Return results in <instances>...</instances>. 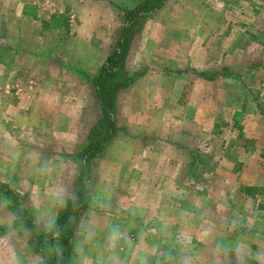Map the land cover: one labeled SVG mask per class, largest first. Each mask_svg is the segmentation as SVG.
Here are the masks:
<instances>
[{"label":"rangeland","instance_id":"obj_1","mask_svg":"<svg viewBox=\"0 0 264 264\" xmlns=\"http://www.w3.org/2000/svg\"><path fill=\"white\" fill-rule=\"evenodd\" d=\"M138 1L0 0V184L28 220L0 191V264L59 259L53 237L35 246L81 185L92 80ZM123 78L70 264H114L106 246L115 264H264V0H166L137 21Z\"/></svg>","mask_w":264,"mask_h":264},{"label":"trees","instance_id":"obj_2","mask_svg":"<svg viewBox=\"0 0 264 264\" xmlns=\"http://www.w3.org/2000/svg\"><path fill=\"white\" fill-rule=\"evenodd\" d=\"M166 0H143L139 2L133 9H123V16L125 24L120 31L117 41L113 50L107 55L105 61L100 65L98 73L93 77L92 83L94 85L95 98L97 100L101 117L96 124L95 129L99 134L95 136L89 145L82 151L81 165L79 168V179L81 185L78 188L74 199L63 209V211L56 218L51 225L49 234L40 235L38 243L35 246L36 250L47 249V235L53 237L59 245V259L54 264H70L71 256L73 253L72 235L74 230V223L80 211L86 207L90 202V173H91V160L95 158L105 147V144L112 138L116 132V124L114 119L115 114V101L119 90L127 88L129 80L124 77L125 73V59L128 49L130 37L137 21L143 14L160 9ZM60 19V18H59ZM58 19V20H59ZM47 25V24H46ZM45 25V26H46ZM58 25L67 27L66 18L60 20ZM58 27V26H57ZM123 75V76H122ZM200 77L205 80H213L215 75L212 72H199ZM189 162V167L191 166ZM258 188L254 186H244L241 191L254 197L258 192ZM0 191H3L9 199L14 203V208L19 211V216L23 222H27L23 208H19L21 200L18 195L9 188L0 184ZM38 231L37 227L33 225Z\"/></svg>","mask_w":264,"mask_h":264},{"label":"crops","instance_id":"obj_3","mask_svg":"<svg viewBox=\"0 0 264 264\" xmlns=\"http://www.w3.org/2000/svg\"><path fill=\"white\" fill-rule=\"evenodd\" d=\"M141 1H143V0H140V1H138V2H136L135 4H137V3H139V2H141ZM79 6H81V5H79ZM21 12L20 13H17L18 12V10L15 12V14H14V11H12V13H13V15L14 16H16V15H18V17H19V15H20V17L21 16H23V10H20ZM12 28H11V32H16L17 33V28L14 26V25H12L11 26ZM123 28V27H122ZM60 29V28H59ZM1 42H4V41H7V40H0ZM3 44V43H2ZM16 57H12V62H14V59H15ZM3 62H1V60H0V78H3V76L2 75H4L3 74ZM15 67H16V64H15ZM12 68H14V66H12V67H10V73L12 74ZM157 89V88H156ZM160 87L158 88V90L156 91L157 93H158V91L160 92ZM162 93L164 92V90H162L161 91ZM121 94H122V91L121 92H119L118 93V95H117V103H119V99H120V96H121ZM161 102H162V105L164 104L165 105V103L167 102L166 100H164L163 99V97L161 98ZM117 103H115V113L117 112L116 110H117V107H118V104ZM98 110H99V106H98ZM100 111V110H99ZM149 156H151V154L150 153H148V157ZM94 159V158H93ZM166 169L167 170H170V164L169 163H166ZM176 169H177V172L179 171L180 172V168L178 169V167L176 166ZM151 223H153V222H151ZM107 226H108V228H110L111 226H112V224H107ZM154 225H152V227H153ZM112 228V227H111ZM148 228V227H147ZM143 231H142V234H148L147 233V230H149V229H146V231H145V229H142ZM151 232V231H150ZM106 236L109 238V240H108V244L110 245L111 243H113L114 242V244L116 243V241L115 240H117V238H116V234H115V236H113L112 235V233H108V235L106 234ZM113 237V240H111V238ZM113 241V242H112ZM102 243H104V241L102 242L101 241V245H102V247H103V244ZM101 247V248H102ZM103 255L104 256H106L107 257V260H110L111 261V259H113V263L115 264V262H116V257H115V251L114 250H110L109 248H108V246H106L104 249H103ZM92 264H98V262L96 263L95 261H93V262H91ZM106 264H107V262H106Z\"/></svg>","mask_w":264,"mask_h":264}]
</instances>
